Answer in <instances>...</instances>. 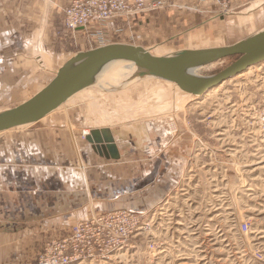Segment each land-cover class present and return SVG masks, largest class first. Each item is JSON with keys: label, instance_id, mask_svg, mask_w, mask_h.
Masks as SVG:
<instances>
[{"label": "rangeland", "instance_id": "rangeland-1", "mask_svg": "<svg viewBox=\"0 0 264 264\" xmlns=\"http://www.w3.org/2000/svg\"><path fill=\"white\" fill-rule=\"evenodd\" d=\"M151 13L104 22H111L105 28L113 39L104 44L140 45L166 55L233 44L264 28V0H230L226 11L210 13L213 16L204 18L205 23H183L180 16L168 13L165 20H148ZM61 29L55 28L47 36L51 52L31 44L6 58L0 66V110L32 97L74 53L104 45L87 34L72 36ZM106 29L101 28L104 34ZM235 59L210 64L200 73H216ZM111 68L100 72L104 76L95 86L79 91L42 120L0 134L50 121L66 122L78 131V147L74 142L69 146L79 159L82 174V192L79 202L75 201L80 207L75 214L67 218L66 211L59 227H10L12 237L0 243V264H37L45 246L69 236L77 221L120 204L136 207L145 185L155 192H169L150 208L156 209V213L150 212L151 218L159 217V225L151 233L161 251L148 257L137 236L131 248L111 260L120 259V264H264V61L224 81L209 99L194 98L169 81L141 80ZM104 126L115 131L121 150L114 161L90 154V144L79 132ZM88 131L83 130V135ZM75 148H79V156ZM90 158L91 165L87 163ZM89 166L106 173L104 187L87 181ZM242 222L249 225L247 232L239 231Z\"/></svg>", "mask_w": 264, "mask_h": 264}, {"label": "crops", "instance_id": "crops-1", "mask_svg": "<svg viewBox=\"0 0 264 264\" xmlns=\"http://www.w3.org/2000/svg\"><path fill=\"white\" fill-rule=\"evenodd\" d=\"M69 2L70 0H0V66L6 58H12L23 52L31 44L39 45L44 52H51L52 47L47 44V36L55 28H62V10ZM202 7L207 6L202 4ZM171 10L167 13L180 16L178 19L183 23L193 20H202L205 23L204 18L217 14L175 12L173 8ZM167 13L152 12L147 19L157 17L165 20ZM110 25L102 23L99 27L106 29ZM88 27L97 28L94 23ZM105 32L106 41H112L110 29H106ZM78 34L86 33L81 31ZM74 42L77 44L76 41ZM62 52L61 50L60 56ZM71 129L66 122L64 125H58L50 121L46 125L10 131L0 136V243L9 241L12 237L10 227L28 228L34 224L59 227L64 223L66 211L67 218H70L80 207L75 201L79 202V192H82V174L79 159L71 152L69 146L74 142V147H78L77 135L73 137ZM115 140L117 141L116 136ZM75 150L79 156V148ZM119 151L121 154V150ZM90 154L106 162L114 161L99 156L93 151ZM89 160L91 158L87 163L91 165ZM85 175L87 181L94 180L97 186L103 185L102 181L107 178L106 173L95 166L92 168L89 166ZM111 182L113 183V181L109 183ZM115 182L121 184L119 181ZM168 194L169 192H155L145 185L140 192V201L136 207L126 203L116 205L115 208L112 206V210L150 209ZM8 225L10 226L7 227ZM8 254L1 258H5Z\"/></svg>", "mask_w": 264, "mask_h": 264}, {"label": "water", "instance_id": "water-1", "mask_svg": "<svg viewBox=\"0 0 264 264\" xmlns=\"http://www.w3.org/2000/svg\"><path fill=\"white\" fill-rule=\"evenodd\" d=\"M233 56L236 59L216 73L195 75L191 72ZM117 61L133 64L141 80L153 77L165 79L182 91L201 96L264 61V28L233 44L182 49L161 56L140 45L118 42L78 51L66 59L51 80L32 97L12 108L0 110V133L38 122L79 91L95 86L98 72ZM137 71L142 72L138 74ZM115 136L110 129L101 128L92 129L84 139L99 156L119 159Z\"/></svg>", "mask_w": 264, "mask_h": 264}, {"label": "built area", "instance_id": "built-area-1", "mask_svg": "<svg viewBox=\"0 0 264 264\" xmlns=\"http://www.w3.org/2000/svg\"><path fill=\"white\" fill-rule=\"evenodd\" d=\"M178 0H70L63 8L61 31L77 35L84 31L97 44L104 42L105 34L99 28L93 32L89 24L105 20H117L134 14L155 12L167 7L194 10L193 7L177 3ZM193 0L187 2L191 4ZM210 2L215 10L222 13L229 8L230 0H199L194 8L199 11L200 4ZM201 10V9H200ZM202 11V10H201ZM196 12V11H195ZM150 210H111L80 220L70 228L69 236L50 241L44 248L37 264H120V259L110 260L133 246L134 237L140 238L147 256L156 257L161 251L152 228L158 224V216H150ZM157 215V214H156ZM239 231L247 232L246 222L238 224ZM161 245V244H160ZM107 262V263H106Z\"/></svg>", "mask_w": 264, "mask_h": 264}, {"label": "bare ground", "instance_id": "bare-ground-1", "mask_svg": "<svg viewBox=\"0 0 264 264\" xmlns=\"http://www.w3.org/2000/svg\"><path fill=\"white\" fill-rule=\"evenodd\" d=\"M189 1H191V0H178L177 1V3L179 4V2H180V4H182V5H185L186 6V9H188L187 8V6H191V7H193V9L194 10H191L192 12H195V11H197L195 8H194V6L195 5H197V3L196 2H199V0H193V2L191 3V4H187V2H189ZM202 4H205L207 7L206 8H203L202 7ZM202 4H200V9L202 10H200L199 9V11L203 14V13H208V12H212V6H213V4L212 3H210V2H204V3H202ZM168 8H172V7H168ZM185 10V9H184ZM134 15H136V14H134ZM108 21H111V20H105V21H101V22H93L95 25H96V27L97 28H99L100 30H101V28L99 27V26H101V24L102 23H104V22H108ZM92 24V23H91ZM90 25V24H89ZM106 40V39H105ZM104 40V41H105ZM97 43V42H96ZM103 44H104V42H102ZM108 44H110V43H108ZM104 45H107V44H104ZM104 45H101L100 44V46H104ZM95 46H97V47H100L99 45H95ZM96 48V47H95ZM205 48H207V47H205ZM91 49H93V48H91ZM188 49H190V48H188ZM89 50V49H88ZM86 51V50H85ZM150 52L152 53V54H154L151 50H150ZM75 54V53H74ZM154 55H156V56H161V55H158V54H154ZM68 59V58H67ZM125 62H121V61H117V62H114V63H111V64H109V65H107L105 68H103V69H101L99 72H98V74L96 75L97 77H96V80H98V79H102L103 78V74L102 73H100L101 71H103V70H105V69H107V68H109V67H112L110 70H120V72H122V73H120V74H123V73H125V74H133V76H137V74L135 73L136 72V68H135V66L133 65V64H131V63H125ZM116 64V65H115ZM112 65V66H111ZM127 65H129L130 66V68L129 67H127ZM255 66H257V65H255ZM206 67V66H205ZM205 67H203V68H205ZM252 67H254V66H251V67H249L248 69H251ZM203 68H195V69H193L191 72L193 73V74H195V75H197V74H199V75H201L202 73H200V71L203 69ZM247 69V70H248ZM138 72V71H137ZM139 72H142V71H139ZM139 72H138V74H139ZM100 73V74H99ZM101 74H102V76H101ZM138 77V76H137ZM157 79H161V78H157ZM51 80V79H50ZM162 80H165V79H162ZM165 81H168V80H165ZM169 82H171V81H169ZM173 83V82H172ZM174 84V83H173ZM175 85V84H174ZM219 86V85H218ZM44 87V86H43ZM42 87V88H43ZM217 86H215V87H213V88H211V89H209L206 93H204L203 95H201V96H197V95H193V94H190V93H188L190 96H192V97H194V98H201L202 96V98H205V99H209L211 96H213L214 94H216L217 93V88H216ZM41 88V89H42ZM38 92V91H37ZM185 92V91H184ZM201 98V99H202ZM29 99V98H28ZM197 102H199V101H197ZM44 118V117H43ZM42 118V119H43ZM41 120V119H40ZM39 120V121H40ZM26 125H30V124H26ZM21 126H25V125H21ZM18 127H20V126H18ZM14 128H16V127H14ZM101 128H108V129H110L112 132H113V134L115 133V131L112 129V128H110V127H101ZM101 128H91V129H89V131H88V133L87 134H84L83 135V130H81V131H79L80 133H81V135L84 137L85 135H89L90 134V131L92 130V129H101ZM78 131L77 130H72V134H74V135H77L78 133H77ZM3 133V132H2ZM1 134V133H0ZM93 151V150H92ZM94 152V151H93ZM96 153V152H95ZM119 210H122V209H119ZM93 216H95V215H93ZM93 216H91V217H93ZM90 218V217H89ZM80 221V220H79ZM79 221H77V222H79ZM76 222V223H77ZM76 223H74V224H76ZM73 224V225H74ZM113 257H110V260L112 259ZM114 260V259H113ZM107 263V262H106Z\"/></svg>", "mask_w": 264, "mask_h": 264}]
</instances>
